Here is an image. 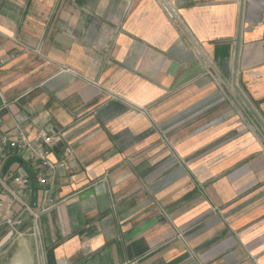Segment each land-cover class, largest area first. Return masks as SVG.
I'll list each match as a JSON object with an SVG mask.
<instances>
[{
  "label": "crops",
  "instance_id": "obj_1",
  "mask_svg": "<svg viewBox=\"0 0 264 264\" xmlns=\"http://www.w3.org/2000/svg\"><path fill=\"white\" fill-rule=\"evenodd\" d=\"M1 57L0 136L74 157L0 264H264V0H0ZM33 172L0 143V211Z\"/></svg>",
  "mask_w": 264,
  "mask_h": 264
},
{
  "label": "built area",
  "instance_id": "obj_2",
  "mask_svg": "<svg viewBox=\"0 0 264 264\" xmlns=\"http://www.w3.org/2000/svg\"><path fill=\"white\" fill-rule=\"evenodd\" d=\"M171 10V8H169ZM173 18H177L176 13L170 11ZM9 60V57L0 58V66L5 64ZM1 104L0 109L5 107L8 103L2 98L0 92ZM13 136L4 134L0 136V143L2 146H8L12 149H20L28 151V159L31 166L34 168L33 174L23 173L19 175H13V182L21 187V189H30L32 185L39 188L42 191L41 203L34 207L24 199L18 198L20 203V212L16 215L6 207L4 211H0V232L3 231L6 240L21 236L24 231L20 229L22 224V212L28 213L33 224L31 227V234H38L39 228L37 219L39 215L49 209L55 204L50 196L51 186L49 184L54 183V178L57 175V171L60 168H67L73 157L74 152L70 146L64 148L63 157L58 161H52L49 158L50 149L49 146L53 139L59 137V134L48 133L45 129L40 128L37 131L35 139L31 140L28 138L26 132L22 126L18 123L14 126ZM3 236L0 235V242L3 240Z\"/></svg>",
  "mask_w": 264,
  "mask_h": 264
},
{
  "label": "water",
  "instance_id": "obj_3",
  "mask_svg": "<svg viewBox=\"0 0 264 264\" xmlns=\"http://www.w3.org/2000/svg\"><path fill=\"white\" fill-rule=\"evenodd\" d=\"M262 125H263V127H264V124H263V123H262ZM5 167H6V166H5ZM5 167H4V168H5Z\"/></svg>",
  "mask_w": 264,
  "mask_h": 264
},
{
  "label": "rangeland",
  "instance_id": "obj_4",
  "mask_svg": "<svg viewBox=\"0 0 264 264\" xmlns=\"http://www.w3.org/2000/svg\"><path fill=\"white\" fill-rule=\"evenodd\" d=\"M36 50H38V48H36ZM39 51V50H38Z\"/></svg>",
  "mask_w": 264,
  "mask_h": 264
}]
</instances>
